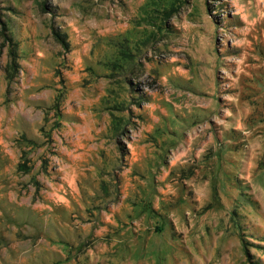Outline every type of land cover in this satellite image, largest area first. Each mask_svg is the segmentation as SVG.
<instances>
[{
	"label": "rangeland",
	"instance_id": "1",
	"mask_svg": "<svg viewBox=\"0 0 264 264\" xmlns=\"http://www.w3.org/2000/svg\"><path fill=\"white\" fill-rule=\"evenodd\" d=\"M0 264H264V0H0Z\"/></svg>",
	"mask_w": 264,
	"mask_h": 264
}]
</instances>
